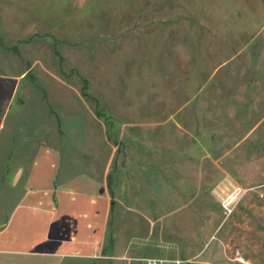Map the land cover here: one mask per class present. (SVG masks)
Here are the masks:
<instances>
[{
  "label": "rangeland",
  "instance_id": "rangeland-1",
  "mask_svg": "<svg viewBox=\"0 0 264 264\" xmlns=\"http://www.w3.org/2000/svg\"><path fill=\"white\" fill-rule=\"evenodd\" d=\"M169 117L200 141L211 182L170 224L215 228L218 212L211 260L264 264V0H0V184L38 146L87 133V147L110 149L97 133ZM237 187L246 193L228 214Z\"/></svg>",
  "mask_w": 264,
  "mask_h": 264
},
{
  "label": "crops",
  "instance_id": "crops-1",
  "mask_svg": "<svg viewBox=\"0 0 264 264\" xmlns=\"http://www.w3.org/2000/svg\"><path fill=\"white\" fill-rule=\"evenodd\" d=\"M244 122L243 129L251 119ZM185 132L169 117L147 121L144 131L97 133L113 141L110 149L87 147V133H72L74 147L38 146L31 167L1 180L8 209L0 212V264H215L207 245L220 230L218 212L210 214L215 228L193 222L179 231L169 222L185 216L180 208L200 201L201 186L211 183L202 176L209 155ZM45 163L43 176L34 177L32 168Z\"/></svg>",
  "mask_w": 264,
  "mask_h": 264
},
{
  "label": "built area",
  "instance_id": "built-area-1",
  "mask_svg": "<svg viewBox=\"0 0 264 264\" xmlns=\"http://www.w3.org/2000/svg\"><path fill=\"white\" fill-rule=\"evenodd\" d=\"M246 190L242 187H237L234 191L229 193L222 201V207L226 213L231 214L241 199L244 197ZM147 264H163L161 259H148Z\"/></svg>",
  "mask_w": 264,
  "mask_h": 264
}]
</instances>
